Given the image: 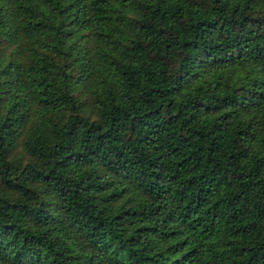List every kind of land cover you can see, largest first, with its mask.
Wrapping results in <instances>:
<instances>
[{
  "label": "trees",
  "instance_id": "1",
  "mask_svg": "<svg viewBox=\"0 0 264 264\" xmlns=\"http://www.w3.org/2000/svg\"><path fill=\"white\" fill-rule=\"evenodd\" d=\"M0 264H264V0H0Z\"/></svg>",
  "mask_w": 264,
  "mask_h": 264
},
{
  "label": "rangeland",
  "instance_id": "2",
  "mask_svg": "<svg viewBox=\"0 0 264 264\" xmlns=\"http://www.w3.org/2000/svg\"><path fill=\"white\" fill-rule=\"evenodd\" d=\"M15 152L18 153L17 155L20 157L21 160L26 159V155L22 151H20L19 147L16 148Z\"/></svg>",
  "mask_w": 264,
  "mask_h": 264
}]
</instances>
